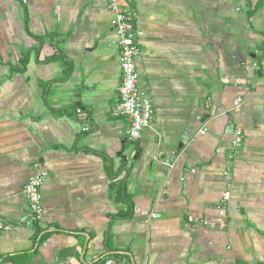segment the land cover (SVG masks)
<instances>
[{
    "label": "crops",
    "instance_id": "obj_1",
    "mask_svg": "<svg viewBox=\"0 0 264 264\" xmlns=\"http://www.w3.org/2000/svg\"><path fill=\"white\" fill-rule=\"evenodd\" d=\"M126 1L155 110L136 143L113 116L109 0H0V264H64L70 246L69 264H264V0Z\"/></svg>",
    "mask_w": 264,
    "mask_h": 264
},
{
    "label": "built area",
    "instance_id": "obj_2",
    "mask_svg": "<svg viewBox=\"0 0 264 264\" xmlns=\"http://www.w3.org/2000/svg\"><path fill=\"white\" fill-rule=\"evenodd\" d=\"M109 7L114 16L112 25L115 29L120 48V64L122 69V82L119 87L120 97L113 107V116H126L130 119L126 137L129 142L136 143L142 137L143 130L152 125L155 118V110L151 98L140 90L139 72L136 60L141 54L139 36L141 32L135 25V13L126 0H109ZM244 98L238 97L234 108L239 110ZM210 104L208 102L207 106ZM89 130L88 127L84 128ZM206 124L199 130L200 134H206ZM244 142V132L239 127L235 129L231 147L233 151L241 147ZM234 156V153H232ZM48 177V170L43 162L35 161L32 164V175L25 186V194L28 200V215L24 222L33 226L44 214L43 186ZM153 217L157 214L153 213ZM12 226L0 220V232L10 229ZM104 264H130L107 258Z\"/></svg>",
    "mask_w": 264,
    "mask_h": 264
},
{
    "label": "water",
    "instance_id": "obj_3",
    "mask_svg": "<svg viewBox=\"0 0 264 264\" xmlns=\"http://www.w3.org/2000/svg\"><path fill=\"white\" fill-rule=\"evenodd\" d=\"M189 136V134L185 135L183 138L184 139H187ZM184 142H180L178 147L180 149H182L184 147ZM127 160V159H126ZM76 246H70V247H67L65 248L60 254H59V258H62L64 260V264H69L68 263V259L69 258H73V257H76L75 255V250H76Z\"/></svg>",
    "mask_w": 264,
    "mask_h": 264
}]
</instances>
